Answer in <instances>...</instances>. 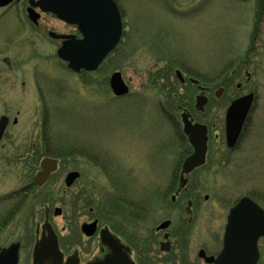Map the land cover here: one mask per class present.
I'll use <instances>...</instances> for the list:
<instances>
[{"label":"rangeland","instance_id":"rangeland-1","mask_svg":"<svg viewBox=\"0 0 264 264\" xmlns=\"http://www.w3.org/2000/svg\"><path fill=\"white\" fill-rule=\"evenodd\" d=\"M116 2L125 25L124 39L93 75L75 74L57 57L56 45L48 32L64 31L58 20L43 17L40 28L31 31L23 25L27 17L21 8L6 11L4 15L0 11V66H6L3 60L9 59L16 70L5 72L8 84L5 90L0 89V116L11 117V127L0 144V199L23 188L29 179L23 169L9 163L29 162L35 150L43 157L44 145L56 149L50 156H60L59 152L64 150L58 149H65L63 146L75 153L85 147L88 150H82L86 151L82 152L84 156L107 161L118 157L125 161L137 156L136 145L142 140L150 153L158 145L163 148L167 168L169 163L178 161L188 149V143L184 137L180 138L182 114L177 108L186 103L192 107L199 94L189 83L187 87L179 85L176 72L181 71L185 78L212 88L207 112L197 118L211 126L212 136H221L218 142L213 138L211 143L218 158L190 186L197 191L198 218L194 233L221 231L229 208L242 196H253L264 207V10H259L264 0ZM115 72H121L131 88L132 94L122 100L116 99L110 90V79ZM169 83L175 84L172 91L167 90ZM220 88L225 92L217 99L215 93ZM172 92L176 95L174 99ZM250 93L255 95L254 106L238 147L229 153L225 138L227 110L234 100ZM159 105L166 108L167 114L157 112ZM15 117L19 123L13 126ZM136 133L149 137H138ZM78 153L65 163L67 168L84 169L86 179L68 197H63L65 209L72 213V204H78L74 196L80 193L81 185L90 192L93 202L111 206L109 187L98 181L93 165ZM42 157H36L35 161ZM99 158L97 161H101ZM4 170L7 176L2 173ZM64 187L63 183L54 184L52 190L59 193ZM171 187L149 184L144 194L153 198L157 191L163 190L169 196L174 193ZM42 201L43 205L49 204L47 199ZM152 201L158 204L156 199ZM0 205V223H3L10 205ZM41 205L42 202L36 204L31 200L22 206L19 218L8 225L11 227L0 231V247L24 237L25 227L44 222ZM91 207L94 206L88 205L86 211ZM151 207L146 212L150 220L170 219V213L165 210L156 211L160 213L157 218L156 207ZM177 208L182 210L183 206L179 203ZM29 210L35 214L30 215ZM56 224L62 226L63 222L57 219ZM22 264L29 263L23 260Z\"/></svg>","mask_w":264,"mask_h":264},{"label":"flooded vegetation","instance_id":"flooded-vegetation-1","mask_svg":"<svg viewBox=\"0 0 264 264\" xmlns=\"http://www.w3.org/2000/svg\"><path fill=\"white\" fill-rule=\"evenodd\" d=\"M47 1L48 0H13L7 6L0 8V11H2V15H4L6 11L21 8L24 10L27 17V22L25 23L23 21V25L31 31L40 28V22L43 20V17L51 16L58 20L64 27V31L61 33L53 31L48 32L58 52L63 46L64 40L53 39L50 35L51 33H56L59 36H73L77 40H81L83 36L77 26L62 22L53 14L42 13L40 8ZM31 9L35 16H39L37 23H33L28 15V11ZM259 10H264L263 4L260 5ZM260 14L262 15V13ZM69 29L72 30V33ZM259 32H261V28H259ZM3 62L7 65L0 66V80H4L0 83V89L3 88L5 90L6 84H8V81L4 78L5 72L14 73L16 70L9 59H4ZM86 74L88 73H82L81 75ZM36 79L39 78L36 77ZM192 80L195 79L186 78L185 82L180 81L179 85L187 87L189 83L191 87L196 88L199 94L201 93L199 89H204L203 95L208 98L206 110L198 112L195 105L191 107L188 103L184 104V106H178L177 110L181 114L187 113L193 125L201 124L207 127L208 151L206 162L203 166L195 169L191 174H185L184 177H182L181 174L184 162L194 153V149L190 145H188V149L184 151V154L178 158V161L169 163L168 168L165 165L163 148H159L158 145V147L156 149L153 148L154 150L150 153L149 148L143 147L144 142L142 140H140V142L138 141L136 145V155L138 157L130 156V159L126 158L125 161L118 157L116 160L107 161L96 156L101 160L97 161V158L93 155L84 156L83 153L86 151L82 150L87 148L82 147L78 149L79 153L78 151L76 153L79 154V157L83 155L85 161L93 165L92 167L96 170L98 181L101 183L103 182L109 187L108 193L111 196V206L108 207L105 202L99 204L93 202L90 192H87L84 185H81L80 193L74 196V200L78 201V204H72L73 210L72 213L69 214L65 209L66 204L65 202L63 203V201L65 197L69 196V193L76 185L78 186L85 181L84 169L67 168L65 162L75 158L74 156L66 157L63 155V152L73 151L70 150L68 146H63L65 149H58L64 150L59 152L61 153L60 156H50V154L52 155V153H54L52 151H56V149L44 145L41 147V151L45 152L43 157L39 155V151L35 150V154L30 155V158H32L31 161H13L9 163V165H13L18 169H23L24 174L29 175V179L23 188L19 187L1 197L2 199L0 200L3 201L2 203L0 202V204L6 203L10 205V207L6 211L7 214L2 219L3 223H0V231H4L11 227L8 225H10L13 220L19 218L22 206L28 203V201L32 200L34 203L36 202V204L42 202L41 206L44 208L45 212L43 223H38L35 227H25L23 231L25 233L24 237L16 238L9 245L0 247V255L2 256L0 258L1 262L7 260V250L12 248V246H18L19 264H22L23 260H26L29 264H34V255L38 243L44 239L49 240L52 236H55L59 245V251L62 254L63 264H98L110 252L108 247L103 245L102 232L105 230H108L111 235L130 249L131 257L135 264H214L213 261L223 253H225L224 258L226 264H236V262L245 261L246 258L250 256L246 246L249 244V239L251 237L250 232L253 227L243 223V225L239 227V235L232 236L229 231V218L231 210L245 198L251 199L255 204H258L264 209L260 200L258 201L255 197L247 195L242 196L232 205L229 208L221 231L210 232V234L209 232L205 234L198 233V235L196 231L194 233L198 218L195 209L197 191L191 187L195 185L200 177L199 175L209 168L210 164H212L211 161L218 158L213 154L211 143L213 138L218 142L221 136H212L211 126L197 118L198 115L201 116L207 112V108L212 100V88L203 86L199 81L198 83H194ZM34 83H37L36 86H38V84L41 85L38 82ZM173 84L174 83L167 84V90L172 91L174 87ZM21 85L25 87V81H22ZM131 94L130 88L129 95ZM40 95L44 97L42 93ZM172 97L173 99L176 98L173 92ZM157 112L160 114H163V112L167 114L166 108L163 106H160ZM19 114L18 112V115ZM3 118L8 119L5 131L6 134L11 127V117L10 115L0 116V120ZM18 123L19 118L15 117L12 121V125L16 126ZM5 134L3 135L2 141ZM137 134L138 137L140 135L146 136L144 135L145 133H136V135ZM180 134V138L182 136L188 142V139L183 133V124L182 133ZM148 137L149 135L146 136V138ZM155 140L158 141L156 138ZM159 144H161L160 141ZM1 148L4 149L2 146ZM232 152L233 151H229V153ZM178 153L181 154V152L175 154L178 155ZM36 157L42 158H37L35 161ZM46 159L55 160L58 164L54 172L50 174L48 181L40 186L36 179L43 172L42 164ZM117 159L120 162H118ZM218 165L219 162L217 166ZM4 172L5 170L2 173L7 176L8 174ZM75 173L79 176L73 185L69 187L67 185L68 177ZM166 175H168V177H166ZM182 180H187V182L185 187L180 190ZM61 183L65 186L64 190L58 189L59 193L57 192V194L52 190V185ZM149 184L170 185L172 186L171 188L174 189V193L167 196L163 194V190H159L153 198H150L149 195L145 196L146 194H144L146 185ZM24 195L25 199L22 200ZM61 196L62 199H60ZM169 197L170 200L168 199ZM42 199H47V203L49 204L43 205ZM153 199L157 200V205H155V202L153 203ZM205 199L208 200L209 196H206ZM59 201H62V203ZM179 203L183 206L182 210L177 208ZM87 204L94 206L89 208L88 212L86 211ZM151 206L154 208L156 207L154 209L155 214L157 213L156 211L159 210L168 211L170 213V219H162L159 216L160 213H157V218H160L155 219L154 217L150 220V218L146 216V212L150 210ZM29 214L33 216L35 213L33 210H29ZM57 219L62 220V226L56 224ZM166 223H169V225L164 226ZM19 230H21V227H19ZM257 252V264H264V238L258 241ZM49 264H52V262Z\"/></svg>","mask_w":264,"mask_h":264},{"label":"water","instance_id":"water-1","mask_svg":"<svg viewBox=\"0 0 264 264\" xmlns=\"http://www.w3.org/2000/svg\"><path fill=\"white\" fill-rule=\"evenodd\" d=\"M64 1V2H63ZM12 0L0 1V7L7 6ZM43 12L56 15L61 21L79 27L83 35L82 40L75 37L58 36L51 34L54 39L67 40L59 50L58 55L61 60L67 62L69 69L80 73L96 72L110 54L115 51L123 36V21L119 8L114 0H48L42 6ZM32 20L37 23L39 16H35L30 10ZM178 77L183 80L180 72ZM111 88L118 97L129 93V88L125 84L122 74L115 73L111 78ZM223 90L217 93L220 98ZM254 102V95L241 98L235 101L229 108L226 117L227 143L229 148H235L242 133L243 127ZM207 100L199 97L197 108L204 110ZM184 118L185 134L188 136L190 144L195 149L194 155L186 160L183 166L182 177L190 174L205 162L207 153L206 128L200 125L192 126L186 116ZM8 119L0 121V141L7 128ZM58 162L51 159L44 160L42 164L43 172L37 177V183L41 186L50 178ZM78 174H71L68 177L67 185L70 187L78 178ZM187 180H182L180 190L186 185ZM245 223L252 226L249 244L246 248L250 256L246 260L236 262V264H257L258 252L257 244L261 237H264V211L250 199H243L230 213L229 231L232 236L239 235L241 227ZM169 223L164 224L168 226ZM163 226V228H164ZM103 245L108 247L110 253L107 254L98 264H134L131 259V251L118 239L110 234L108 230L102 232ZM2 256L0 255V258ZM225 253L221 254L214 264H226ZM5 262L0 264H18V246L6 251ZM63 264L62 254L55 236L49 240H42L38 243L34 264Z\"/></svg>","mask_w":264,"mask_h":264},{"label":"trees","instance_id":"trees-1","mask_svg":"<svg viewBox=\"0 0 264 264\" xmlns=\"http://www.w3.org/2000/svg\"><path fill=\"white\" fill-rule=\"evenodd\" d=\"M74 154H76L73 151H67V152H63V155L66 157H71V156H75ZM77 155V154H76Z\"/></svg>","mask_w":264,"mask_h":264}]
</instances>
